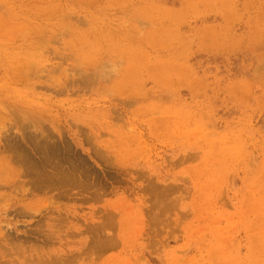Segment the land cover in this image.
Wrapping results in <instances>:
<instances>
[{
  "label": "rangeland",
  "instance_id": "obj_1",
  "mask_svg": "<svg viewBox=\"0 0 264 264\" xmlns=\"http://www.w3.org/2000/svg\"><path fill=\"white\" fill-rule=\"evenodd\" d=\"M0 264H264V0H0Z\"/></svg>",
  "mask_w": 264,
  "mask_h": 264
}]
</instances>
